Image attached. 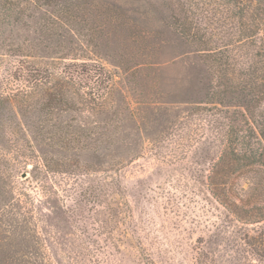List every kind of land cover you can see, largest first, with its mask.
<instances>
[{"label": "rangeland", "instance_id": "obj_1", "mask_svg": "<svg viewBox=\"0 0 264 264\" xmlns=\"http://www.w3.org/2000/svg\"><path fill=\"white\" fill-rule=\"evenodd\" d=\"M192 2L104 0L100 8L113 12L98 17L101 33L56 31L50 39L22 31L33 45L30 57L8 58L0 51L2 94L23 86L18 61L51 69L60 57L65 64L90 59L111 73L107 99L124 109L117 116L114 109L89 115L69 95L74 107L66 105L47 121L31 111L23 117L10 103L0 109V211L12 204L22 209L38 238V244L18 248L25 254L20 264H264L253 253L264 256V231L258 234L264 203L244 211L235 197L229 211L210 194L213 177L222 188L248 186L244 179L232 182L233 165L213 169L225 147L223 129L250 132L239 108L211 99L203 44L192 41V30L187 36L176 30L174 20L186 29L187 23L198 25L202 36L210 28L203 2L194 0L201 10ZM81 127L99 135L79 143L60 134L48 139L49 132ZM31 130L46 137L36 141ZM107 182L115 184L113 195L105 191ZM90 186L98 187L99 200L120 205V219L109 217L108 224L104 203L78 210L75 201Z\"/></svg>", "mask_w": 264, "mask_h": 264}, {"label": "trees", "instance_id": "obj_2", "mask_svg": "<svg viewBox=\"0 0 264 264\" xmlns=\"http://www.w3.org/2000/svg\"><path fill=\"white\" fill-rule=\"evenodd\" d=\"M201 1L203 11L207 14L203 20L208 22L212 30L207 27L202 36L199 34L201 28L198 25L196 27L192 23H187L190 27L186 29L185 23L175 20L174 25L177 31L186 36L187 30L189 29V34L192 30L193 34H190L192 41L203 44L199 51L205 52L203 57L207 60L209 78L212 80L209 84L211 99L221 107L233 108V111H238L239 108L237 114L243 117L250 132L249 135L244 129H237L234 125H228L227 131L224 128L220 138L224 141L225 147L213 169L214 172H219L224 167L233 165V171L229 174L235 175L232 182L244 179L248 186L245 189H238L236 184H232L222 188L221 184L214 183L213 177L208 180L210 194L229 211L236 206L233 199L237 197L240 202L237 207L247 211L264 203V123L260 121L261 116H264V109L261 110L264 105V0ZM81 2V0H0V51L3 52L1 55L19 60L30 57L28 49L33 48V45L21 38L22 31L40 33L39 37L50 39H54L52 37L56 31L85 33L87 31L97 34L103 32L102 23L97 22V19L113 12L112 7L102 10L100 5L104 4V0L92 2L84 0L83 7ZM195 2L193 0L191 4ZM198 4L199 2L195 4L196 10H201ZM212 9L214 13L209 12ZM56 40L57 43H63L58 41L57 37ZM59 60L51 69L39 64L24 67L22 63L24 61H18L20 63L18 73L21 75L19 81L23 86L9 89L2 94L4 91L0 79V109L3 110V106L10 103L23 117L30 115L31 111V115L34 112L39 114L37 118L41 122L47 121L53 114L65 111L66 105L72 106L67 97L69 95L74 96L72 101L78 105L77 109L89 115L94 116L99 112L108 114L114 111L117 116L124 111L118 106L115 107L112 100L108 101L107 97L112 96L110 88L112 75L100 64L86 61L90 59L73 58V62L68 64H65L64 57H60ZM123 66L125 67L124 64ZM125 68L126 72L130 70ZM104 84H107L106 87ZM37 109L39 110L36 111ZM210 123L209 120L208 124ZM212 128L215 130L216 127ZM86 130L83 127L65 132L56 130L49 132L48 139L53 137L60 139V134L63 140L79 143L83 137L90 140L99 135L97 130H91L89 133ZM41 132L31 130L33 139L37 141L46 137V134ZM0 175L5 176L1 171ZM114 187V183H106L105 191L110 193L108 196L114 194L111 193L114 192ZM99 197L98 187L90 186L81 194V198L75 201L76 207L78 210L86 207L92 210L93 205L104 203L107 210L105 221L107 220L109 224L113 218L120 219V205L111 204V198L109 200L105 198L103 202ZM124 219L125 216L122 220ZM31 220L32 217L22 209L13 207V204L12 207L0 211V252L5 249L10 253L0 254V264H20L25 254L22 252L19 255L18 248L22 251L28 248L30 243L38 244L37 236L33 234L32 238L31 235L34 226ZM105 221L102 226L107 225ZM263 231L259 230L258 234ZM253 253L264 257L260 250H253Z\"/></svg>", "mask_w": 264, "mask_h": 264}]
</instances>
